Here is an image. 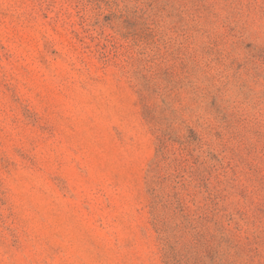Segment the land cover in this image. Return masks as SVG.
<instances>
[{
  "label": "rangeland",
  "instance_id": "rangeland-1",
  "mask_svg": "<svg viewBox=\"0 0 264 264\" xmlns=\"http://www.w3.org/2000/svg\"><path fill=\"white\" fill-rule=\"evenodd\" d=\"M0 264H264V0H0Z\"/></svg>",
  "mask_w": 264,
  "mask_h": 264
}]
</instances>
